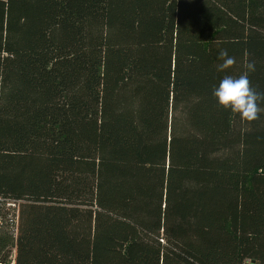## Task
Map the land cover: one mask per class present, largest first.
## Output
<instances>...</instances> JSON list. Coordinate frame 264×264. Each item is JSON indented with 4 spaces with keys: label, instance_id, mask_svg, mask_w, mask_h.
Listing matches in <instances>:
<instances>
[{
    "label": "trees",
    "instance_id": "obj_1",
    "mask_svg": "<svg viewBox=\"0 0 264 264\" xmlns=\"http://www.w3.org/2000/svg\"><path fill=\"white\" fill-rule=\"evenodd\" d=\"M250 61L264 0H0V264H264Z\"/></svg>",
    "mask_w": 264,
    "mask_h": 264
},
{
    "label": "clouds",
    "instance_id": "obj_2",
    "mask_svg": "<svg viewBox=\"0 0 264 264\" xmlns=\"http://www.w3.org/2000/svg\"><path fill=\"white\" fill-rule=\"evenodd\" d=\"M222 63L218 65V71H225L235 65V57H230L226 49L219 52ZM246 71L239 76L224 75L217 87L213 90V96L217 103L224 109L237 113L247 122L259 119L264 109L260 107V101H264V93L257 92L249 80V73L255 71V63L248 62Z\"/></svg>",
    "mask_w": 264,
    "mask_h": 264
},
{
    "label": "built area",
    "instance_id": "obj_3",
    "mask_svg": "<svg viewBox=\"0 0 264 264\" xmlns=\"http://www.w3.org/2000/svg\"><path fill=\"white\" fill-rule=\"evenodd\" d=\"M7 204L11 206H15V202L12 199H8Z\"/></svg>",
    "mask_w": 264,
    "mask_h": 264
}]
</instances>
